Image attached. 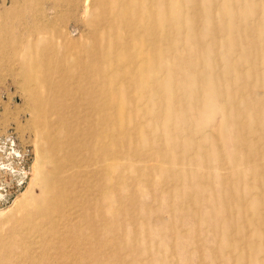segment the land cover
<instances>
[{"label":"rangeland","instance_id":"374dc122","mask_svg":"<svg viewBox=\"0 0 264 264\" xmlns=\"http://www.w3.org/2000/svg\"><path fill=\"white\" fill-rule=\"evenodd\" d=\"M167 1L0 0V258L25 239L23 193L48 145L20 64L26 45L37 74L40 49L90 69L72 71L91 91L78 109L58 96L70 121L76 113L88 128L106 113V223L88 264H264V112L253 113L264 109V0ZM166 11L178 20L165 22ZM153 53L158 64L146 62ZM209 128L217 144L201 146Z\"/></svg>","mask_w":264,"mask_h":264},{"label":"bare ground","instance_id":"6f19581e","mask_svg":"<svg viewBox=\"0 0 264 264\" xmlns=\"http://www.w3.org/2000/svg\"><path fill=\"white\" fill-rule=\"evenodd\" d=\"M88 1L85 2L87 6ZM104 3L106 4V1ZM166 9H169L168 3ZM165 13V22L173 24L178 20L171 17L169 11ZM135 20L137 26H145L143 17L136 16ZM124 22L129 27L135 23L134 18H127ZM152 24L153 28L158 26L155 16ZM147 31L143 29L142 32L145 33V40L152 39L150 35L147 36ZM138 40L143 43L144 37L140 36ZM151 42L156 45L155 39ZM21 50L24 53L20 58L21 68L27 74L30 85L36 88L34 98L40 107L38 122L42 125V134L48 145L42 152L43 163L35 169L32 180L26 192L23 193V197L28 198L25 201L28 203L23 207V218L27 222L23 233L25 239H28L15 240L5 257L0 258V264L24 263L28 259L34 264H88L92 236L96 231H103L106 223V113L98 111L94 124L86 128L78 123L76 113L73 121L68 119L66 111L69 109L67 107H70L69 103L59 105L58 96H71L75 98L72 104L73 109H78L81 98L91 94V91L83 85L76 84L75 74L72 72L75 64L90 70L83 60L75 58L71 65L65 67L60 64V56L55 60L44 59L40 49L41 65L37 74L33 66L32 48L24 45ZM151 57L146 59L147 63L160 62L159 56L155 53ZM99 69L103 70L100 74V82L104 88L103 97H105L106 67L100 66ZM115 76L116 78L122 76V73L117 72ZM219 80L223 81V78ZM133 83L139 84L141 89L145 88L143 81L138 80ZM133 83L131 81L132 86ZM224 84H226L225 79ZM225 89V85L221 90L215 89L213 99H219V95H222ZM153 90L154 93L157 88L154 86ZM229 96L232 99L236 97L232 94ZM93 100L92 102H95ZM96 108L93 106V109ZM262 112L264 109L261 104L253 109L256 116ZM230 118V114H223L220 124L227 125ZM55 122L59 124L57 131L53 128ZM63 130L67 131L61 140L58 134ZM213 131L212 128L205 130L201 138V146L217 144L216 137L212 136ZM8 167L11 169L10 166ZM258 201L260 205H264L263 198H259ZM231 213L234 214L233 206L225 209V216ZM27 233L29 235H26ZM259 233L264 241V228ZM34 234L38 239L32 237ZM37 248H42V251L36 256L34 252ZM53 248H57L60 253L54 254ZM33 254L34 257H32ZM250 258L248 260H251Z\"/></svg>","mask_w":264,"mask_h":264}]
</instances>
